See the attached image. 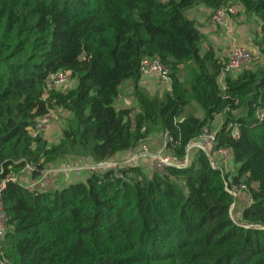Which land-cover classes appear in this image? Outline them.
Segmentation results:
<instances>
[{
  "label": "trees",
  "instance_id": "trees-1",
  "mask_svg": "<svg viewBox=\"0 0 264 264\" xmlns=\"http://www.w3.org/2000/svg\"><path fill=\"white\" fill-rule=\"evenodd\" d=\"M227 1L0 0V181L17 178L0 193V264H264V120L254 118L264 108V66L226 75L220 89L223 61L201 51L197 25L185 17ZM238 4L240 15L258 19L264 42V0ZM154 58L168 72L161 95L137 85L141 61ZM57 72L71 88L44 91ZM125 81L135 107L115 109ZM55 111L70 117L57 141L31 138L34 121ZM217 117L211 151H229L228 171L192 149L187 166L161 174L133 163L55 190L20 183L21 174L40 180L60 159L104 162L165 132L168 154L181 158ZM227 181L248 188L236 223Z\"/></svg>",
  "mask_w": 264,
  "mask_h": 264
},
{
  "label": "built area",
  "instance_id": "built-area-1",
  "mask_svg": "<svg viewBox=\"0 0 264 264\" xmlns=\"http://www.w3.org/2000/svg\"><path fill=\"white\" fill-rule=\"evenodd\" d=\"M239 12H240L239 4L227 6L224 8L221 7L212 13L210 17V22L216 25L222 24L223 26V23H224L223 20L225 19L226 16H232ZM250 64H251L250 53L243 47L233 46L228 51L226 59L223 61V67H222L221 73L217 81L219 88L220 89L223 88V78L226 75L233 76L234 74L244 69H248ZM140 75L154 77L158 81H162V82L164 81L166 85H169L167 69L156 58L150 59V60L144 59L141 61ZM67 79H68V75L62 72H57L56 74L47 76L44 81V91L57 89L61 85H64L67 82ZM136 112L137 110L135 109L132 111V113L128 115V120L130 122H131L133 113H136ZM254 118L258 122H261L262 120H264V108H257L254 113ZM51 119H52L51 113L46 114L39 119H36L33 123V127L28 130L29 136L31 138H35L38 135L41 136L40 133L43 131V128L48 122H50ZM131 127L132 125H130V128ZM214 133L215 132L213 131L204 129L199 139L196 141H193L187 146L186 154H184L183 157L181 158H175L171 156L170 154H168L167 145L170 143L171 139L168 136L167 132H165L161 134V139L156 149H154L153 151H148V150H145L144 147L141 148V149H144L146 152H152L151 154H146V156L136 154L135 149H137L138 148L137 147L133 149V151H131L132 153H135L133 154L135 158L132 161L121 163L120 161L113 162V161L107 160V161L96 163V164H90V163L85 162L84 167L82 169H75L73 171H67L66 169V170H59L55 172L51 169L52 168L51 167V168H47L46 170L42 171L41 173L42 177L38 181L43 180L45 177H47V175H55L60 172L72 173L75 180H79L81 178H85L81 176L82 173L90 174L96 170H100V172L115 171L119 167H127V166H131L133 163L135 164L137 162V159L141 157L144 159V161H146L145 163L143 161L141 166L144 169H146L147 174H151V173L161 174L163 172V169L166 167L181 168V167L187 166L189 163L187 151H190L192 149H196L200 152H203L208 157L210 168L228 171L230 169L228 167V162L230 161L229 151L223 148L217 149L215 151V154H213L211 151L212 145H214V142H215ZM230 137L232 139H236L238 137V131L235 127L231 128ZM147 160H148V163H147ZM24 170L32 171V167L27 165L25 166ZM16 181H17V178L14 176H10V175L5 176V178L0 181V193L6 182H16ZM227 183L228 181L224 182L225 190L233 198V200H235L234 199L235 196H238L241 193L246 192L247 190L245 184L243 183H239L238 185L230 187V188L227 187ZM247 199L250 201L248 196H247ZM231 207L232 205L230 206V209H229V215H230ZM230 218H231V215H230ZM5 222H6V219L2 212L1 202H0V241L6 232Z\"/></svg>",
  "mask_w": 264,
  "mask_h": 264
},
{
  "label": "crops",
  "instance_id": "crops-1",
  "mask_svg": "<svg viewBox=\"0 0 264 264\" xmlns=\"http://www.w3.org/2000/svg\"><path fill=\"white\" fill-rule=\"evenodd\" d=\"M212 12L213 11L206 9L203 6H196V7L191 8L187 12H185V17L188 18L189 20H192L197 25V29H198L201 37H202L201 43H200L201 51L204 52V51L210 50L213 53L214 58L224 61L226 59L228 51L233 46H239L241 44V38L244 35H246L247 38L249 37V35L247 36L249 27H248V29H247V27H244L245 30H243L242 26L237 27V25H235V24H238V22L243 21V20H248V21H254V20H253V18H245V17H243V15H240L239 17H241V19L240 20L236 19L235 23H233V21L229 22V21L225 20V22L223 23V26H222V24L216 25V24H213L210 22V17L212 15ZM256 32H258V36H259L258 22H256ZM248 39H250V38H248ZM153 81H155V83H158L159 86L158 85L155 86V83ZM161 84L166 85V83H164L162 81H158L154 77H148V76H143V75L139 76V80L137 83V85L140 89L144 90L146 93H148L150 95L154 94L153 88L158 89L162 86ZM124 86H126V87L122 88V93H119V95L117 96V98L114 102L115 109H128L131 107H135L136 103L134 101L133 94H132L131 82L125 81ZM167 86L168 85H166V88L168 89ZM157 95H161V94H157ZM52 114L54 117V123L52 126H53V129L55 128L56 133L51 132V134H49L50 132H48L45 134L47 136H44V134L41 136L42 139L47 144H52L55 141H57V139L59 138V136L61 134V128H62V124L64 122L63 119H65V121L70 119V117H68V114L60 112V111L52 112ZM215 121H216V119L210 125V129L212 131H216V129L214 128V126H216ZM218 123H219V121H218ZM153 137H155V138L159 137V140L157 142L158 143L160 142L161 135H157V136H153ZM149 139H147V140H149ZM147 140H145V141H147ZM139 146H137V147H139ZM153 150H151V151H153ZM129 152H131V151H127V152L121 153V154H116L113 158H111L108 161H113V162L121 161L122 159L125 158L126 155L129 154ZM79 160L87 161L89 159H87V158L82 159V158L70 156V157H66L64 159H60L59 162L56 163L57 164L56 166H58V168H60V167H63L64 165H75L77 162H79ZM143 161H144V159L141 157V158L137 159V162H136L137 164H135V165L141 166ZM56 166H50L48 168L56 167ZM144 172L146 173V169L144 170ZM20 176H21L20 183H21V185H23V187H25L27 189H31V190L35 189L38 191L55 190V189H59L61 186H63L67 182H76L72 173H65V172H63V173L60 172V173L55 174V175H47V177H45L41 181H38V180H34V181L31 180L30 181V175L29 174H21ZM238 199L241 200V202L239 203V205L235 204L236 209L243 208L246 204V201H247L246 194L241 193L239 195Z\"/></svg>",
  "mask_w": 264,
  "mask_h": 264
},
{
  "label": "rangeland",
  "instance_id": "rangeland-1",
  "mask_svg": "<svg viewBox=\"0 0 264 264\" xmlns=\"http://www.w3.org/2000/svg\"><path fill=\"white\" fill-rule=\"evenodd\" d=\"M227 3H228L227 6H232V5L238 4V0H228ZM227 6H225V7H227ZM239 16H240L239 13H236L235 15H232V16H226L225 19L223 20V22H225V20H227L229 22L233 21V23H235L236 19H239V20L241 19V17H239ZM253 20L254 21L243 20V21L238 22V24H235V25H237V27L238 26H242L243 30H245L244 27H247V29L249 27L248 33L247 32L246 33H247V36L249 35L248 38H250V39H248L246 37V35H244L241 38V44L238 47H242L243 46V48L245 47V49L250 53V55H251V64H250L248 69H251V70H254L257 67L264 66V42L261 41V39L258 36V32H256V22H258V19L254 17ZM153 82L155 83V81H153ZM73 83L74 82L71 81L69 83V85L67 83L66 84H67L68 88H71ZM157 85L159 86L158 83H155V86H157ZM161 85L162 86L160 88H158V89L157 88H153L154 89V92H153L154 94H163V93H165V92H167L169 90V89L166 88L165 84L164 85L161 84ZM124 87H126V86H124V82H123L120 85V87H119V93H122V88H124ZM189 111L193 112L196 116H200V112L198 110H196V109L189 108ZM63 120H64V122H63L62 126L66 122L65 119H63ZM218 121H220L219 117H217V119L215 121V124H216L215 129H217L218 126H219ZM53 123H54V117L52 115V119L50 120V122H48L45 125V127L43 128V131L40 133V135L42 136L44 134V136H47L45 134L48 133V132H50L49 134H51V132H55L56 133L55 128L53 129V126H52ZM159 137L155 138V137L152 136L149 140L144 141L143 143L140 144L141 147H138L137 149H135V151H136L135 153L138 154V155H144V156H146V154H151L152 152H146L145 150L151 151L153 149H156V147L159 144L157 142L159 140ZM142 147H144L145 150L141 149ZM135 153L129 152V154L124 159H122L120 162L123 163V162L132 161L135 158V156H133V154H135ZM85 162H86L85 160H79V162H77L75 165H65V166H63V167H61L59 169H57L58 166H56V167H52L51 169L53 171H55V172H57L59 170H66V169H67V171H73L75 169H82L84 167V163ZM145 162L146 161H144V163ZM147 163H148V160H147ZM85 168H86V166H85ZM82 179L83 178H81L79 180L83 181ZM247 190H248V188H247ZM238 197H239V195L235 196V198H234L235 200H234V202L232 204V207H231V210H230L231 219H232V221L234 223L237 222L238 212H239V210L242 209V208L236 209V207H235L236 206L235 204L239 205V203L241 202V200H239ZM248 203H249V200L247 199L245 206Z\"/></svg>",
  "mask_w": 264,
  "mask_h": 264
}]
</instances>
